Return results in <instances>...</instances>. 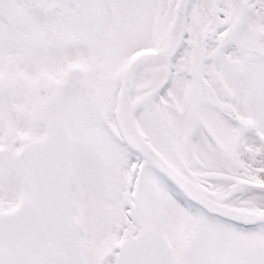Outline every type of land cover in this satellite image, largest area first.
I'll use <instances>...</instances> for the list:
<instances>
[{"label":"snow or ice","instance_id":"obj_1","mask_svg":"<svg viewBox=\"0 0 264 264\" xmlns=\"http://www.w3.org/2000/svg\"><path fill=\"white\" fill-rule=\"evenodd\" d=\"M0 264H264V0H0Z\"/></svg>","mask_w":264,"mask_h":264}]
</instances>
